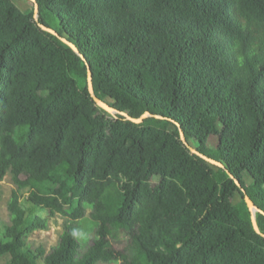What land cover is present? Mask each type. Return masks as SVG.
Here are the masks:
<instances>
[{"label": "trees", "instance_id": "trees-1", "mask_svg": "<svg viewBox=\"0 0 264 264\" xmlns=\"http://www.w3.org/2000/svg\"><path fill=\"white\" fill-rule=\"evenodd\" d=\"M8 174L5 264H264V0H0Z\"/></svg>", "mask_w": 264, "mask_h": 264}, {"label": "rangeland", "instance_id": "rangeland-1", "mask_svg": "<svg viewBox=\"0 0 264 264\" xmlns=\"http://www.w3.org/2000/svg\"><path fill=\"white\" fill-rule=\"evenodd\" d=\"M116 113V112H113ZM157 177L153 178V182L156 181ZM15 189V186L11 180L10 175H6L3 181H0V222L8 221L7 202L11 196V192ZM21 203L24 209H28L31 205L28 202L27 195L25 194L21 198ZM34 216L41 218H48V212L44 209L35 208ZM65 219L60 215H56L49 218V229L47 231H36L34 232L29 241L34 248L42 247L47 253L58 244L60 236L63 232ZM80 232L78 235V242L80 244V252L91 244L94 238V231L96 223L93 222L89 217V211L86 216L80 221ZM117 246L119 243L116 244ZM115 245V246H116ZM6 258H0V264H5ZM37 264H42L41 260H37ZM99 264H117V263H99Z\"/></svg>", "mask_w": 264, "mask_h": 264}, {"label": "water", "instance_id": "water-1", "mask_svg": "<svg viewBox=\"0 0 264 264\" xmlns=\"http://www.w3.org/2000/svg\"><path fill=\"white\" fill-rule=\"evenodd\" d=\"M37 13H38V6L35 4V9H34V18L37 20ZM43 30H46V31H49L53 34H55L52 30L50 29H47L45 28L44 26H40ZM62 41L64 43H66L69 47L72 48V50L76 53H78L77 49L71 44V43H68L65 39H62ZM88 70H87V81H88V90H89V93L93 99V101L96 103V105L98 107H100L101 109H103L104 111L108 112V113H113V112H117L114 108L110 107L109 105H107L106 103L102 102L101 100H99L93 93V87H92V82H91V71H90V68L89 66H87ZM121 115L125 116L126 119H128L129 121L133 122V123H141L144 119H146L147 117H150L151 114L149 113H145L143 114L139 119H134L132 117H129L128 115L126 114H123L121 113ZM181 135V140L184 144H186L185 142V139H184V135L182 133H180ZM189 150L193 153V154H196L200 157H203L201 156L197 151H195L194 149H192L191 147H188ZM204 159H206L205 157H203ZM238 184V183H237ZM244 199H245V202H246V205L248 207V209L250 210L251 212V221H252V225L255 229V231L257 233H259V230L257 228V224H256V219H255V213L256 212H260L262 213L261 211H259L252 203V201L250 200V198L245 195L244 196ZM264 214V213H262ZM260 234V233H259ZM262 237H264V234H261Z\"/></svg>", "mask_w": 264, "mask_h": 264}]
</instances>
